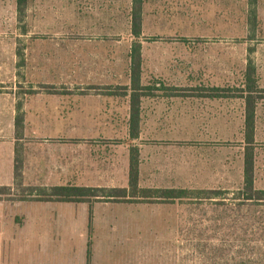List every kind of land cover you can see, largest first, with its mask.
<instances>
[{
    "label": "crops",
    "instance_id": "crops-1",
    "mask_svg": "<svg viewBox=\"0 0 264 264\" xmlns=\"http://www.w3.org/2000/svg\"><path fill=\"white\" fill-rule=\"evenodd\" d=\"M251 2L246 12L251 6L254 20L261 22L262 28L257 30H264V0ZM28 4L30 14L39 15L41 19L79 22L74 28L31 29L18 35L31 38L29 58L24 65L35 92H29L24 102L17 92V85L21 83L17 67L23 66L17 62L19 52L15 54L18 41L8 46L4 42L0 44V134L21 135L24 131L79 134L78 138L65 140L60 167L42 168L44 164L38 162L31 179L76 181L77 186L128 191L129 160L134 150L138 159L139 188L222 191L224 193L217 198L223 197L227 195L225 186L231 182L228 145L231 135H236L243 153L236 177L242 186L247 109L254 114L253 142L249 146L253 148L255 175V143L257 134L264 132V98L255 91L230 94L229 88H224L227 81L205 77L148 78L140 72L139 76L132 77L134 45L129 46V37L144 33L140 30L135 36L129 29V0H28L23 13ZM139 15L143 19L142 14ZM122 21L126 22L124 27ZM138 48L140 60L149 63L146 53L151 51L142 45ZM52 50L60 56L53 57ZM152 62L157 63L159 59L153 58ZM53 64L57 69L55 77L51 71ZM7 73L12 85L9 92L4 84ZM51 86H66V92L57 88L56 93H51ZM17 114L22 115L21 124L15 121ZM3 158L2 149L0 179L4 171ZM51 173L54 177L48 176ZM217 198L208 201L216 202ZM183 201L186 200L156 205L175 206ZM189 201L191 208H198L203 199ZM224 201L222 198L221 202ZM69 204L66 208L87 209L82 221V244L76 247L73 242V247H68L67 264L87 263L88 208L124 209L118 220L105 216L98 221V216H93L89 264H110V261L121 264L117 261L128 262L133 258L135 264H139L141 253L129 254V238L110 235L98 238V232L113 233L117 228L114 225L127 231L140 229L142 223L129 218V208H150V202H131L127 193L120 201L110 198L95 201L90 206L86 202ZM210 223L211 228L216 229V222H207V227ZM225 225L218 222L217 227ZM145 233L142 232L141 237ZM215 239L214 233L208 237V241ZM41 243L37 238L31 240L32 264H53L54 244ZM181 257L176 254L160 260L161 264H181ZM189 258L190 264H198L197 255ZM204 260L205 264H225L224 261L227 264L224 256L215 254Z\"/></svg>",
    "mask_w": 264,
    "mask_h": 264
},
{
    "label": "rangeland",
    "instance_id": "rangeland-1",
    "mask_svg": "<svg viewBox=\"0 0 264 264\" xmlns=\"http://www.w3.org/2000/svg\"><path fill=\"white\" fill-rule=\"evenodd\" d=\"M251 1L129 0V29H132L131 17L142 14L141 31L144 33L139 37L130 36L129 46L136 42L151 51L146 53L149 63L140 60V75L148 78L194 76L227 81L224 88L228 87L230 94H241L245 73L250 67L255 80L253 90L264 98V30H257L262 28L261 22L254 20L251 6L246 12ZM16 7V0H0V44L4 42L8 46L18 41L15 54L19 52L17 62L23 66L17 67V78L21 82L17 92L24 102L29 92H35L29 83V70L24 65L29 58L31 38L18 35L31 29L74 28L79 22L41 19L39 15L30 14V4L21 14ZM121 23L123 27L126 25L125 21ZM51 54L60 56L54 50ZM153 58L159 62H152ZM56 70L53 64L52 77L57 76ZM6 76L4 84L9 92L12 86L10 74ZM49 88L51 93H56L57 88L66 92V86ZM257 135L255 186L264 189V132ZM78 137L77 133L65 132L0 134V151H4L0 185H13V165L17 155L23 161L25 186L78 185L76 181L31 179L38 162L44 164L42 168L60 167L65 140ZM228 145L231 182L225 186L227 195L220 196L216 202L203 200L198 208H191V201L175 206L153 202L150 208H129V218L132 222L142 223L140 229L127 231L114 225L117 228L113 233L99 230L98 238L108 235L129 238V254L141 253L139 264H161L162 257L176 254L182 256L181 264H190V255H197L198 264H205L206 256L213 254L224 256L227 264H264V203L239 207L240 201L235 199V194L241 182L236 177L243 153L236 135H231ZM74 146L76 148V144ZM48 176L54 177V174ZM18 194L19 189H15L13 195L0 197V264H32L29 248L33 238L44 244H54L53 264H67L68 247H73V242L76 247L82 244V221L87 208H66L69 203L21 201ZM222 198L224 202H221ZM123 210L95 208L92 219L96 215L98 221L105 216H114V220H118L119 215L124 214ZM212 221L216 222V229L211 228V223L207 227V222ZM218 222H224L225 227L218 228ZM142 230L146 231L143 237ZM212 233L216 239L208 241ZM117 262L135 264L136 260Z\"/></svg>",
    "mask_w": 264,
    "mask_h": 264
},
{
    "label": "trees",
    "instance_id": "trees-1",
    "mask_svg": "<svg viewBox=\"0 0 264 264\" xmlns=\"http://www.w3.org/2000/svg\"><path fill=\"white\" fill-rule=\"evenodd\" d=\"M28 0H16L17 11L20 13L24 10ZM132 30L135 36H138L141 30L140 15L132 16ZM134 51L132 54L131 76H139V43H134ZM253 68L248 67L245 73V87L242 93L251 94L255 90V80L252 77ZM253 111H246V131L244 133L245 149H244V165H243V181L242 186L236 191L235 199L240 201V206H251L252 203H264V189L255 186L254 170H253V148L249 145L253 142ZM22 115L17 114L15 121L21 124ZM20 135V134H17ZM23 161L20 156H16L13 165V185H0V197L2 195H13L15 189H19L18 200L36 201V202H62V203H82L86 202L89 206L101 199L123 200L129 195L131 202H156V203H174L175 200L189 201L190 199L209 200L217 198L223 194L222 191L202 190L195 191L185 188H139L138 187V159L134 150H131L129 160V189H105L92 188L77 185H56V186H25L22 177ZM218 199V198H217ZM250 208V207H249ZM88 244H87V263H90L91 257V233H92V208H88ZM18 221V220H17Z\"/></svg>",
    "mask_w": 264,
    "mask_h": 264
}]
</instances>
